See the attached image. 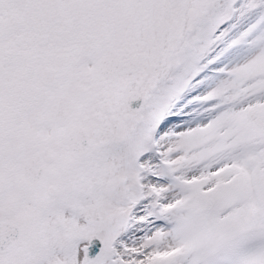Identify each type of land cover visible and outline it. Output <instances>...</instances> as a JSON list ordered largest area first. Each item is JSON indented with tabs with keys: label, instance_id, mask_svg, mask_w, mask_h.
I'll return each instance as SVG.
<instances>
[{
	"label": "snow or ice",
	"instance_id": "snow-or-ice-1",
	"mask_svg": "<svg viewBox=\"0 0 264 264\" xmlns=\"http://www.w3.org/2000/svg\"><path fill=\"white\" fill-rule=\"evenodd\" d=\"M0 264H264V0H0Z\"/></svg>",
	"mask_w": 264,
	"mask_h": 264
}]
</instances>
